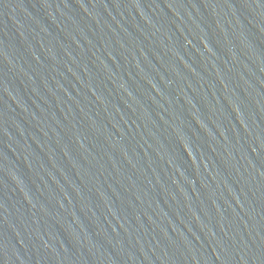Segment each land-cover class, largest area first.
Returning a JSON list of instances; mask_svg holds the SVG:
<instances>
[{"label": "water", "instance_id": "obj_1", "mask_svg": "<svg viewBox=\"0 0 264 264\" xmlns=\"http://www.w3.org/2000/svg\"><path fill=\"white\" fill-rule=\"evenodd\" d=\"M0 264H264V0H0Z\"/></svg>", "mask_w": 264, "mask_h": 264}]
</instances>
